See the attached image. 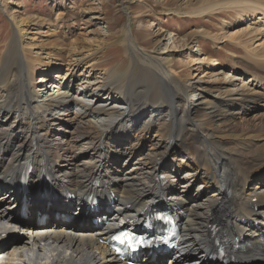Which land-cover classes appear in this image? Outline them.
I'll list each match as a JSON object with an SVG mask.
<instances>
[{"label":"bare ground","instance_id":"1","mask_svg":"<svg viewBox=\"0 0 264 264\" xmlns=\"http://www.w3.org/2000/svg\"><path fill=\"white\" fill-rule=\"evenodd\" d=\"M223 4L235 7L237 18L247 22L241 31L248 34L252 49L243 48L262 52L264 0ZM22 26L17 27L22 39L13 32L0 53V253L5 252L0 264H126L103 243L107 229L116 218L135 221L158 205L169 207L180 223L179 245L185 255L175 253L167 262L160 254L148 258L161 264H216V223L227 247L234 235L244 237L242 249L233 252L234 264H264V187L248 186L253 179L264 185V57L261 62L228 59L222 64L218 58H200L194 48L189 60L199 64L200 72L185 78L186 63L173 57L185 39L160 34L148 50L127 32L125 53L142 56L136 65L132 59L119 73L82 75L75 71L105 36H97L90 47L84 39L67 35L59 40L50 30L39 34L46 40L32 38L33 44L27 45L30 26ZM200 34L217 43L246 45L236 33L225 34L222 41L209 32ZM31 64L40 68L39 75ZM93 65L88 62L83 68L92 71ZM49 74L54 77L50 86L45 85ZM199 106L216 119L214 128L191 116ZM252 113L256 115L250 118ZM55 125L57 131H50ZM152 130L156 133L149 136L150 151L144 155L140 140ZM131 133L134 143L129 145ZM169 153L186 157L187 164L171 171L174 165L169 167L164 159ZM122 156L132 162L120 174ZM30 165L31 192L25 194L16 184ZM195 183L207 190L179 193ZM88 194L107 202L98 213L83 211L69 219L74 202L81 205L79 198ZM92 218L102 221L95 224ZM5 236L19 245L7 251Z\"/></svg>","mask_w":264,"mask_h":264},{"label":"rangeland","instance_id":"2","mask_svg":"<svg viewBox=\"0 0 264 264\" xmlns=\"http://www.w3.org/2000/svg\"><path fill=\"white\" fill-rule=\"evenodd\" d=\"M224 1L225 0H0V53L4 52L6 49V43L13 36V32L16 33L17 39H22L21 33L17 31V27H24L22 24L25 23L27 27L28 24L30 26L28 29L29 32L26 33V36L29 38H24L27 45L28 41L33 44V41H30L32 38L46 40L47 36L40 37L39 34L46 35L50 33V30H54L55 36L59 40H62L64 35H67L70 36L71 39L74 37L80 40L84 39L86 42L91 43L90 47L96 43L94 39L97 36H99V38L105 36V41L102 45H98L100 47L96 50V53L87 58L80 65L77 72L75 71V73L82 72V75L93 74L104 77L108 73V70H116L117 73H119L130 67L132 59L134 60L133 64L136 65L137 60L142 59V56L136 53H125L123 38L127 32L132 33L136 37L138 44L141 46L140 48L143 47L148 50H152L151 48L155 46L156 40L158 41V38L161 37L160 34L171 33L185 39L186 45L178 47V50H176L177 52L173 54L175 59L183 60V63H186L182 67V76L185 78L188 77L190 73L194 74L200 72L199 64L193 65L189 60L191 53L195 54L193 53L194 48L199 52L198 55L200 58H218L222 64L226 63L228 59H233L243 64H246L245 62L251 59L256 61L260 60L259 62H261V58L264 57V50H262V52L253 51L248 53V49H244L246 47L252 49V43L247 41L248 34H246L245 31H241L242 28L246 26L247 22L239 20L237 18L238 10H235V7L230 8L226 4H223ZM237 1L241 4L244 0ZM225 20L227 21L226 26L223 25ZM37 30L40 32L36 33ZM203 31L209 32L211 35H217L221 41L224 39L222 36L225 34L236 33L237 37L235 38L239 39L240 37L242 40L246 39L247 42H244L247 46H235V43L227 44L226 42L217 43L216 41L218 40L216 39L204 38L202 34H200V32ZM198 43H200V46L197 45ZM194 44H196V46ZM27 52L29 53V51ZM254 54L258 56L255 57ZM240 57L244 58V60ZM88 62H94L92 71L83 68ZM31 66L32 68L30 69L38 73L36 75H39L40 68L35 67V64H31ZM134 67L135 66H133V68ZM218 69H220L224 75L227 74L226 70L220 67H218ZM52 75L53 74H49L50 78L45 82V85L47 84L50 86L52 84L54 80ZM32 80H34V78L30 77L29 82ZM102 97L104 98V96ZM204 111L203 106H199L197 111L191 116L196 117L205 126L208 127L209 125L211 128H214L217 123L216 119L211 118L209 113ZM254 115L256 114L252 113L249 117L253 118ZM236 118L240 119L238 116H236ZM261 119L264 120V117L262 116ZM257 121L258 120L254 121V124ZM57 128L58 126L55 125L50 131H57ZM61 132L65 131L61 129ZM155 133V130H152L145 135L144 139L140 140L138 149L142 151V154L145 153L144 155H146V153L150 151L149 136L151 137ZM126 139L129 145L134 143L132 133L128 134V138ZM164 159L170 161V165L168 164L169 167L174 165V170H172L171 167V171H175V168L178 169V165L187 164L186 157L181 158L180 155L174 153L167 154ZM175 161L181 162V164H177ZM131 162L132 161L125 159L123 156L120 157L118 160V166L120 167V171H122L120 174L124 173L125 167L127 165L130 166ZM192 162V160L188 159V164L190 166H194V162ZM204 169L205 167L200 166L198 171L203 172ZM181 172L184 173L182 170ZM198 184L199 183L193 184V187L190 186L186 188L184 192H181L178 187H176L174 191H180L179 193L185 196L207 190V187L203 185L199 187V189L197 186ZM255 185L264 187L263 183L260 181L258 182V180L253 179L248 181L249 187L253 188Z\"/></svg>","mask_w":264,"mask_h":264}]
</instances>
